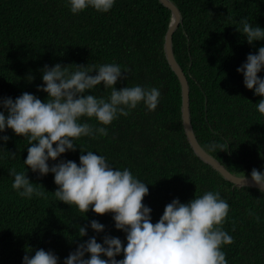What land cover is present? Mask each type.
Here are the masks:
<instances>
[{"label":"trees","instance_id":"16d2710c","mask_svg":"<svg viewBox=\"0 0 264 264\" xmlns=\"http://www.w3.org/2000/svg\"><path fill=\"white\" fill-rule=\"evenodd\" d=\"M171 1L181 15L172 34V51L187 79L190 122L197 141L235 175L264 170V113L257 108L264 97L248 89L243 73L237 71L247 54L264 45V40L249 44L237 30L244 19L264 27V0ZM170 17V9L159 0H115L108 12L88 7L79 13L70 10L67 0H0V98L15 99L27 91L47 99V93L37 88L44 83L45 65L60 63L69 71L76 65L126 66L128 78L118 80L115 87L160 88L157 109L149 111L141 102L129 115H118L106 125L107 136H82L76 140L77 149L61 158L79 163L81 150L83 154L92 150L116 168H129L149 188L143 203L151 207L153 223L173 198L188 202L205 191H218L230 205L222 225L234 238L222 245L228 264H264V191L234 186L197 156L188 141L180 81L164 51ZM30 75L34 79L29 80ZM258 75L264 77V70ZM87 91L107 98L111 89L101 83ZM82 120L99 123L94 117ZM6 134L10 139L0 140V264H21L29 248V255L39 248L51 250L63 264L78 243L93 235L98 242L110 234L127 243L126 234L114 227L111 212L97 214L89 209L84 214L75 205L58 201L54 174L39 175L24 164L27 138L10 128ZM212 144L216 147L210 148ZM13 168L26 171L46 196L19 195L12 187ZM91 219L103 223L104 231L95 233L88 227L80 237L78 226H88ZM116 258L122 259L123 253Z\"/></svg>","mask_w":264,"mask_h":264},{"label":"clouds","instance_id":"9594fccd","mask_svg":"<svg viewBox=\"0 0 264 264\" xmlns=\"http://www.w3.org/2000/svg\"><path fill=\"white\" fill-rule=\"evenodd\" d=\"M67 3L73 13L88 7L108 12L115 0H67ZM241 25L237 30L249 44L264 40V27L247 19L242 20ZM262 70L264 45L256 53L247 54L237 68L243 73L244 85L264 97V77L258 75ZM129 71L116 62L91 68L76 65L74 71L60 63L45 65L42 69L44 83L37 88L47 93V99L42 101L27 91L15 99L0 98V133H4L0 140L10 139L6 134L9 128L26 137L29 146L24 164L39 175L54 174L58 185L54 193L58 201L75 205L84 214L89 209L97 214L111 212L114 227L126 234V244L118 236L105 234L102 242H98L93 235L78 243L63 259V264H228L222 245L233 243L234 238L222 225L230 205L218 191H205L188 202L173 198L165 205L159 220L153 223L152 209L143 203L149 188L129 168H116L105 155L92 150L83 154L85 150L80 146L79 163L61 158V154L77 149L76 140L82 136H107L109 130L105 126L118 115H129L141 102L149 111L157 109L162 95L160 88L141 84L115 87L118 80L128 78ZM28 79L34 77L30 75ZM101 83L103 88L111 89L107 98L89 94L87 90L94 91ZM257 108L264 113V98L259 100ZM84 117H94L99 123L93 125L82 120ZM9 154L15 156V152ZM50 160L56 162L50 166ZM10 175L14 177L12 187L22 197L46 196L34 186L26 171L18 172L13 168ZM250 176L259 191H264V170L253 168ZM240 179L246 180L245 175ZM88 227L95 233L105 229L103 223L91 219L88 226H78V235L85 236ZM31 251V248L26 250L21 264H58L60 260L51 250L39 248L34 255H29ZM121 253L123 258L117 259Z\"/></svg>","mask_w":264,"mask_h":264},{"label":"water","instance_id":"95a60500","mask_svg":"<svg viewBox=\"0 0 264 264\" xmlns=\"http://www.w3.org/2000/svg\"><path fill=\"white\" fill-rule=\"evenodd\" d=\"M159 1L164 6L169 8L171 11L170 23L168 25V28L164 36V51L169 65L176 73L180 81L181 97H182V103H181L182 122L188 141L192 149L194 150L197 156H199L202 160H204L208 164L212 165L226 180L232 182L234 186L240 187L243 186L241 184L243 183L244 186H251L259 189V186L251 179V176H245L246 180L242 181L240 178L243 176L235 175L231 173L215 157H213L206 150H204V148L197 141L190 122L189 96H188L189 87H188L187 79L184 72L182 71V68L176 62L172 51V34L180 22L181 15L178 7L171 0H159Z\"/></svg>","mask_w":264,"mask_h":264}]
</instances>
